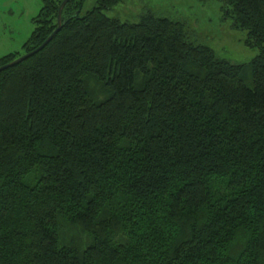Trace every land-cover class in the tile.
Returning <instances> with one entry per match:
<instances>
[{
  "label": "trees",
  "instance_id": "obj_1",
  "mask_svg": "<svg viewBox=\"0 0 264 264\" xmlns=\"http://www.w3.org/2000/svg\"><path fill=\"white\" fill-rule=\"evenodd\" d=\"M217 1L247 64L70 0L0 72V264H264V0Z\"/></svg>",
  "mask_w": 264,
  "mask_h": 264
},
{
  "label": "rangeland",
  "instance_id": "obj_2",
  "mask_svg": "<svg viewBox=\"0 0 264 264\" xmlns=\"http://www.w3.org/2000/svg\"><path fill=\"white\" fill-rule=\"evenodd\" d=\"M96 4L97 0H84L80 14ZM40 8L41 0H0V58L22 53V45L34 29L32 20ZM147 9L183 24L191 42L210 48L218 59L231 64H247L259 52L246 46V31L232 28L217 0H120L103 12L109 18L134 23ZM250 80L246 81L248 86Z\"/></svg>",
  "mask_w": 264,
  "mask_h": 264
},
{
  "label": "water",
  "instance_id": "obj_3",
  "mask_svg": "<svg viewBox=\"0 0 264 264\" xmlns=\"http://www.w3.org/2000/svg\"><path fill=\"white\" fill-rule=\"evenodd\" d=\"M70 0H63L58 8V11H57V27L56 29L46 38V40L39 46L37 47L35 50L25 54V55H22L21 57L17 58L16 60H14L13 62L7 64V65H4L2 67H0V72L9 68V67H12V66H15L17 64H19L20 62L24 61L25 59L29 58L30 56L36 54L37 52H39L46 44H48L50 42V40L56 35V33L61 29V10L62 8L64 7V5Z\"/></svg>",
  "mask_w": 264,
  "mask_h": 264
}]
</instances>
